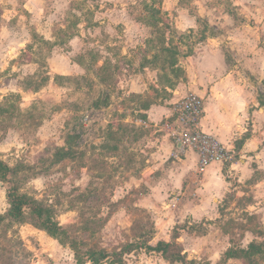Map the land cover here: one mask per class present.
Segmentation results:
<instances>
[{
  "label": "rangeland",
  "instance_id": "374dc122",
  "mask_svg": "<svg viewBox=\"0 0 264 264\" xmlns=\"http://www.w3.org/2000/svg\"><path fill=\"white\" fill-rule=\"evenodd\" d=\"M247 37L260 40L264 58V0H0V160L18 167L0 180V214L14 187L53 209L83 251L112 255L129 242L164 240L172 243L168 254L183 257L178 264H264L263 254L222 258L227 249L264 243V188L257 195L252 186L264 162L250 160L263 172L210 200V219L172 221L183 202L175 207L172 199L190 192L167 189L159 198L149 184L158 164L172 165L182 153H156L160 142L134 112L150 102L130 81L138 54V65L158 69L154 94L163 97L164 86L191 85L187 58L214 39L244 51ZM125 51L130 71H122ZM7 222L0 264H76L68 244L32 221ZM134 248L123 264H136Z\"/></svg>",
  "mask_w": 264,
  "mask_h": 264
},
{
  "label": "crops",
  "instance_id": "0c3cea01",
  "mask_svg": "<svg viewBox=\"0 0 264 264\" xmlns=\"http://www.w3.org/2000/svg\"><path fill=\"white\" fill-rule=\"evenodd\" d=\"M217 41L218 39H214L212 46H204L202 51L187 58L189 61L187 72L191 85L186 87L183 84L178 85L179 90L164 86L163 90H160L163 92L165 89L163 97L154 94L158 88L155 84L158 69L152 64L138 65L141 60L138 54L132 58L137 60L138 66V72L130 76L132 91L150 102L134 112L142 114L144 122L151 128L149 136L160 142L161 151L156 152L158 155L163 156L177 150V145L161 131L160 126L165 121L173 119L172 104L189 92L204 98V111L200 122L202 129L216 136L239 155L237 162L211 163L200 176L198 184L194 183L197 167L195 152L186 151L179 158L174 159L172 165L158 164L159 175L157 179L152 177L153 184H149L154 196L162 197L167 189H184L187 194L190 192L182 199L183 202L176 209L172 221H181L184 218L191 221L210 219L216 213V205H212L210 200H223L229 192L238 189L252 177L255 170L259 173L260 168L249 167L250 160L259 164L264 162V102L261 98L264 95L263 47L260 40L247 37L244 51L240 50L236 53ZM248 52L254 54L252 59L248 58ZM124 53L128 58L123 59L125 67L122 71H130V64L127 63L130 54L127 51ZM151 53L152 51L147 53L143 50L142 57L148 60L155 58L156 55L153 56ZM242 60H244L242 64L235 63ZM252 60L257 62L253 67ZM120 64L123 66L122 62ZM158 132L160 134L155 135ZM154 171L156 170L150 168L151 174ZM252 184L255 188L260 187L255 191L259 194V190L262 191L264 188V175L258 177ZM193 193L195 196L192 195ZM156 237L158 236L154 238ZM134 250L135 248L132 251ZM74 261L79 264L75 258ZM135 262L136 264H178L177 261L164 259L159 252L146 251L143 247H139ZM82 264L92 263L85 261Z\"/></svg>",
  "mask_w": 264,
  "mask_h": 264
},
{
  "label": "trees",
  "instance_id": "16d2710c",
  "mask_svg": "<svg viewBox=\"0 0 264 264\" xmlns=\"http://www.w3.org/2000/svg\"><path fill=\"white\" fill-rule=\"evenodd\" d=\"M18 167H12L0 160V180H5L8 175L17 172ZM8 209L4 214H0V224L8 219V224L12 222L23 223L32 221L31 224L36 228L44 230L50 237L58 240L60 243L68 244L74 252V258L77 263L82 264L90 261L92 264H102L109 257H117L111 259V264H123V254L129 253L134 246L143 247L146 251H155L161 253L167 260L174 262L183 260V257L176 252L169 253L172 243L164 240L156 242L144 241L140 244L129 242L124 245L120 251L114 252L112 255L103 250L87 249L83 251L79 247V242L71 237L66 228H63L55 219L53 209L44 206L42 203L33 200L23 193L18 192L16 188H11L6 193ZM10 221V222H9ZM257 254L264 255V243L250 242L245 248L227 249L222 258H246Z\"/></svg>",
  "mask_w": 264,
  "mask_h": 264
},
{
  "label": "built area",
  "instance_id": "2783aa9c",
  "mask_svg": "<svg viewBox=\"0 0 264 264\" xmlns=\"http://www.w3.org/2000/svg\"><path fill=\"white\" fill-rule=\"evenodd\" d=\"M203 111L204 98L189 92L172 104L173 119L165 121L160 126L161 131L177 145L179 153L183 154L189 150L196 153L195 184L200 182V176L211 163L227 164L236 159L232 148L202 129L200 122ZM192 195L195 196V193ZM172 200L173 206L176 207L182 196H176Z\"/></svg>",
  "mask_w": 264,
  "mask_h": 264
}]
</instances>
